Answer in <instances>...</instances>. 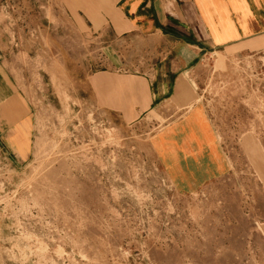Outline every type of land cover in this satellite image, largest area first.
Masks as SVG:
<instances>
[{"label": "rangeland", "instance_id": "rangeland-1", "mask_svg": "<svg viewBox=\"0 0 264 264\" xmlns=\"http://www.w3.org/2000/svg\"><path fill=\"white\" fill-rule=\"evenodd\" d=\"M120 39L78 0L0 2V264H264V50L203 55L180 114H123L102 71L138 87L164 53ZM180 122L209 148L172 158Z\"/></svg>", "mask_w": 264, "mask_h": 264}, {"label": "crops", "instance_id": "crops-1", "mask_svg": "<svg viewBox=\"0 0 264 264\" xmlns=\"http://www.w3.org/2000/svg\"><path fill=\"white\" fill-rule=\"evenodd\" d=\"M78 1L92 31L112 33L118 40L143 38L162 42L153 51H162L164 56L160 57L148 77L136 80L140 83L138 87L134 85L135 81L130 78L133 77L130 74L118 75L114 71L100 73L103 79L98 80L97 84L103 83L104 91L105 85L110 83L114 86H108L107 90L116 89V92L119 91V98L138 99V105L121 111L123 114L158 110V107L163 109L160 111L162 114H180L188 104L191 92L187 87L186 91L178 95L175 93V86L184 73L188 77L203 55L210 51H226L239 47L248 51L264 50V0ZM1 49L0 47L2 62L4 52ZM3 74L0 71L6 91L0 97H13L8 84L11 80ZM106 79L109 80L108 84ZM181 125L182 122L177 124L172 132L171 142L165 145L176 157H196L206 146L209 148L207 144L198 148L191 143L189 150H186V142L180 137L183 132ZM207 125L212 132L208 121ZM172 152V158H175ZM162 162L165 163L164 160ZM206 163L208 164L207 161ZM169 173L170 170L167 169V174Z\"/></svg>", "mask_w": 264, "mask_h": 264}, {"label": "bare ground", "instance_id": "bare-ground-1", "mask_svg": "<svg viewBox=\"0 0 264 264\" xmlns=\"http://www.w3.org/2000/svg\"><path fill=\"white\" fill-rule=\"evenodd\" d=\"M215 54H217V53H215ZM118 141V140H117Z\"/></svg>", "mask_w": 264, "mask_h": 264}]
</instances>
